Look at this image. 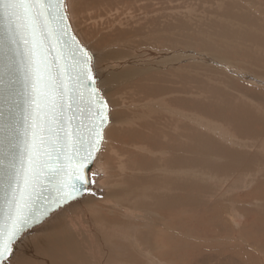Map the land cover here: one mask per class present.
<instances>
[{
	"label": "rangeland",
	"instance_id": "rangeland-1",
	"mask_svg": "<svg viewBox=\"0 0 264 264\" xmlns=\"http://www.w3.org/2000/svg\"><path fill=\"white\" fill-rule=\"evenodd\" d=\"M260 1L262 2V0H66L68 17L71 24H73L75 32L78 34L80 39L88 46L89 51H91L95 56V60L93 59L94 65L92 63L93 72L95 77L98 79L97 84L100 88H102L103 94L109 106V123L104 129V131L107 130L106 136L104 133V140L96 156H98L97 158L99 163H103L106 160V164L109 163L111 165L107 164L104 167V170L103 168L97 170L95 166H93L94 171H91V173L98 174V180L103 184V186L106 184L104 186L105 188L100 189L98 187L96 188L97 191L88 192V194H86L87 197L84 195L82 199L74 203L80 204V201L82 202L86 197V200H84V202L82 203L84 208L87 205L86 211L85 209L83 211L84 214H87L86 218H83L81 216L79 219V215H76L81 212L83 208H79L81 209L80 211L78 210V208L75 209V205H73L74 208L71 207V205L69 209L65 210H70L71 212H73H67L69 216H73V214L74 216H77L76 219H79L78 221L81 222L80 228L76 231H72L69 228L71 227V222L66 221V219L68 220L69 216L67 215L66 217L68 218H66L64 214H62V223L68 222V224L66 223V228L65 226H63L65 224H59L60 226H54V228L52 229L53 231H55V234L59 233L63 235H69L71 241L75 245L74 249L77 252L76 257L71 256V254L67 252L66 255L56 254V264H112L110 260L116 261L115 264H128V262L126 261V257L128 255H124V251L118 245V243L122 242V244H126L125 248L130 250L127 252H130L134 255V257L132 256L131 259L133 258L135 259V261H142L143 264H225L227 260L226 258H228L229 260L230 256L231 258H234L237 263L241 261V264H264V202L262 203L264 197H258V199L257 196L260 195H251V193H254L253 187H255L258 183L257 179H259V181L260 177L262 180L264 179V175H262L264 173V170L262 168V173H259L258 171V173H254V176L252 175V172L256 171L255 168L258 167L256 166L257 162L255 163L256 165H254V163L252 164L253 166H256L255 168L252 167L253 170L243 169L241 171H234L235 174L236 172L240 173H238L239 175H235L234 173H232L231 175L233 177L227 174L225 175V178H221L222 175L219 173V171L218 174L214 177H211L210 179L209 177H207V180L204 179L203 176H201L200 178L203 182H200L201 179H194L193 182H191L190 187L188 188V190H198L199 187L208 186V182H212V184H214L213 186L215 187L220 186L219 184L221 183L228 184L227 188H225L224 190L221 189L215 195H209V197H206L207 195L204 194V196L206 195L205 198L202 196V202L205 203L204 205L208 208L219 202H222L224 205L228 206L225 216L227 218V221L229 218L231 219L228 222L230 226L229 231L225 229V235L227 236L226 240L224 237L225 231H223L222 233L218 232L215 229L213 230L212 228L210 229V232L203 233L202 231L198 230L197 227L196 229H194V227L189 225L191 224V222H183L182 219L186 217V214H190L192 213V211H184L183 209V211H180L182 214H179L177 211H174L172 206L169 207L167 206V204H165L166 202L163 201V198L165 197L164 194H171L172 191H168L170 189V186L168 187L169 189H167V191L164 190L165 188H163V190L168 193H165L162 189V191L160 190L158 192V195L154 197V199L158 200L156 202L154 199L152 200V202L150 201V199L144 201L136 200L137 202H133L136 194L141 190H144L145 184L147 183H142L141 185L134 186L128 182V176L139 175L141 177H146L151 175L155 171V169L149 171L139 169V164H141L142 162L139 157L141 154L147 155L151 158H154L155 156V158L158 159L156 160L158 161V163L159 161H163L161 160L162 158H166L169 156V153L160 154L157 151L153 150L156 147L153 143L149 144L148 146L151 149L146 148L147 152L144 153L141 152L140 149L144 148L142 144L138 145L139 148H137L136 145L132 146L133 142L130 137L136 132H140L139 125L141 124V122L143 123L146 120V117L141 116L142 120H139L141 118H138V116L141 115V111L146 110V108H144V105L145 107L147 106V109L152 111L150 117L155 116L151 126L162 125L164 127L163 123H167L173 115L176 119L179 120V122L181 121V124L179 125L180 129H182L184 126L185 128H187L186 125H188L195 131L203 133L205 135L218 137L219 139L224 138V142L227 143L226 146H230L231 149H229V154H227L223 158H219V163L221 165L230 163L231 166L227 169V171L241 169V164H243V161L239 160V158L233 155L235 152L244 150L242 148L252 150L256 146L262 145L260 143H257L253 138L245 136H242L240 138L239 136H237L238 131L237 129L235 130L234 127H232L233 130L237 132L236 135L235 133L233 134L231 123L229 125L226 124V122H224L223 120L220 121V119L207 116L199 109L197 110L193 107L191 108L190 106H188L190 108H186L187 105H178L173 108L174 105H170L169 102L172 98L171 95L152 94L140 100V98L135 97L133 91L129 90L131 92L130 93L127 92L128 90H125L124 87L127 86V80H125L127 79L126 76L119 79V81L117 82L118 87H112L114 83H112V85H108L107 81L105 80L108 78L109 74L111 75L112 73H124L125 71L132 69L137 74H139L135 76L134 81L131 83L132 85L137 80L145 78L147 71H150L152 70L151 68H154L155 70H157V72L164 71L168 72L166 74L170 73L171 75H176L179 77L177 85L179 86L180 90L173 95L174 97L188 96L198 98L199 100L201 99L203 101H208V103L206 102L204 106H208L210 100V102H213L217 99V94H214V92H208L209 88L215 85L221 87L223 90H225V92L227 91L231 99H237H232L234 101H239L243 99L244 96L247 97L245 93L241 91V87H239L236 83L227 82L228 79H232L239 83H243V81H246L252 84L253 87H260L261 89H264V77H257L252 74H248L249 72L247 74L244 73L247 72V70H245V66L250 62V60L244 56L245 54H242L244 53L243 51L251 50V52H255L259 48V42L255 39L258 35H255V37H251V35L247 36L245 31L251 30L253 28L258 32L264 31V4L262 6L260 4ZM147 13H150L151 15H148ZM212 21H215L213 23L214 25L212 24ZM180 22H183V24ZM210 24H212L211 27L209 26ZM221 25H225L226 27L223 26L225 28H221ZM227 26L229 27L227 28ZM162 27L163 30H165L167 33L162 32ZM239 34L241 35L240 37ZM102 35H109L113 38H111L110 41H106L105 44L100 45L98 46V48H96V43L101 39ZM168 36H174L175 38H178L179 41L170 44L165 40H159L165 37L167 38ZM190 36L194 37L193 39L195 40H191ZM248 37L250 39L252 38L251 40L253 42L255 41V43L251 42ZM197 39L199 43L201 41L199 39L210 41V46L212 47L209 46L206 48L207 44L205 43V41H202L199 45L197 43ZM214 41L215 44L213 43ZM194 42L197 44H195ZM204 43L206 46H203ZM263 44L261 46H263ZM206 50H208L209 52ZM254 57L253 60L256 64ZM203 78L204 80H202ZM196 79H199L198 82ZM173 82L175 83L174 80ZM203 83L204 86H208V88H205L203 86ZM153 84L157 83L153 82ZM127 88L130 89V87ZM113 90H119L116 96V98H118L116 99L117 103H113L109 95L110 93H113ZM208 98L209 100H206ZM251 100L252 104L249 105H253V103H256V99ZM259 103L263 104L264 98L263 102ZM170 106H172V110L170 109ZM259 106V112H264V105ZM167 107L168 110H166ZM254 108H257L256 104L253 105L251 109L257 111V109ZM117 110H121L123 114L120 115L118 113L121 118L118 119L119 123L116 124L117 127L113 129V113ZM169 111L172 115L169 113ZM132 119L138 121L135 122L132 121ZM121 120L122 123L124 122L125 124H122ZM120 123L122 126L120 125ZM240 129L238 130L241 133ZM234 136H237L238 138H235ZM109 141L111 143H109ZM229 141L235 146L231 145ZM104 149L105 151L108 150V152L106 153ZM112 152H116V154H113ZM203 152L212 156V152ZM128 153L133 154L129 156ZM100 154H102V157ZM103 154H107V159L103 157L105 156ZM248 154L251 155L250 153ZM234 158L238 159L240 168L233 161ZM263 165L264 163L259 166L262 167ZM175 168L178 169V166H176ZM179 169H181V167H179ZM247 170L250 172H247ZM202 171L203 170L196 169V172ZM256 174H259V176L261 174V176L259 177ZM256 176H258V178ZM223 179L224 181L227 179L228 180L225 182H221L223 181ZM116 180H118V185L117 183H115ZM234 182H236L237 184H234ZM201 183H203L204 185ZM215 183H217V185H215ZM233 185L235 187H233ZM176 188L177 187H172V189L177 191L178 193V196L176 198H180L181 194H184L183 192H185V194L188 192V190H186L187 188H182L179 193ZM115 189H117V191ZM131 192H134V194H132ZM248 193L249 197L254 200H251L248 197ZM112 194H116L118 199L120 198L122 200H114ZM122 195H124L125 197L121 198ZM161 195H163L164 197H160ZM172 195L173 194L169 195V197H171ZM252 196H255L256 199ZM234 197L237 198V200L241 199V203H234ZM186 199L190 198L184 197L181 200ZM198 200H200V198ZM208 202L211 203V206H208ZM165 206L169 208L166 210L171 212L169 215L172 214L171 217H168V221L174 219L176 221H174L176 226L174 228L169 227V230L165 231L162 229V232L164 233V236H162V233L158 232L162 228V222L165 221L164 216H161L163 215V207L165 208ZM118 208L122 210H119ZM108 210L111 211V213L121 212V216H124L122 218L112 217L110 216V212ZM245 210L248 212H246ZM194 211L201 212L200 209H197L196 207H194ZM255 211L260 213L258 214ZM64 212L62 211L61 213ZM106 212L109 213L105 214ZM124 212L125 214H123ZM98 213L100 215H98ZM102 213L105 214L104 217H101ZM129 213L133 216H130ZM84 214L83 216H85ZM245 215H248V217H246ZM93 216H95V218ZM99 217L102 218V222L99 220ZM129 217L132 222L130 221ZM175 217L177 218L175 219ZM232 217L236 219H233ZM53 218L55 217L53 216ZM123 218H125L126 220ZM52 219H50L49 221H51ZM105 219L110 222L109 225L107 221L106 223L103 222V220ZM114 219H116L117 221ZM112 221H115V224H111ZM166 221L164 222V228L169 224V222ZM117 222H121L120 225L119 223L117 225ZM128 222L130 223L126 224ZM123 223H125V225ZM245 224L247 227H245ZM110 225L115 226L116 228L114 227L113 229V227H111ZM122 225L123 227L121 228L120 226ZM110 227L113 233L112 231H110ZM241 227L243 228L241 229ZM49 228L47 229L48 234H50L51 232V228ZM93 228L94 230H96V232H99H95L97 235L101 234L102 238L100 236V239H103L102 243L99 241L96 234L90 231ZM42 229L40 228L38 230ZM53 231L51 232V234H54ZM175 231H178L179 233H177L179 235L176 234ZM105 233L107 235H105ZM111 233L115 235V237L112 236ZM117 233H119L120 236ZM169 233L172 236L170 235L165 237L166 235H169ZM88 234L91 235V238L90 236L88 237ZM31 237L33 238V236ZM86 237H88V239H86ZM103 237L107 238V240H104ZM108 237H110L111 240H108ZM171 237L174 238L173 240H175L176 238V241L178 242H173ZM238 238L240 239L239 241ZM30 239H24L20 244L16 246L13 256V264L53 263L50 262L52 258L50 256H47V254L49 252L48 248L52 247L51 249H53L54 245L52 243H49L50 241L46 239L45 242L39 243L36 246L34 242L30 241ZM114 239H116L118 243H116ZM84 240H86V244H83ZM158 240H161L160 242H163L164 246H162L158 242ZM110 241L113 242L110 243ZM237 242L239 243L237 244ZM46 243L48 245H46ZM78 243H80V248L77 246ZM177 244L179 245L178 247ZM161 247H167V251L164 252L163 248L160 249ZM214 249H216L217 252ZM219 251L221 253L226 252V256L221 254ZM106 253L108 255L110 254L112 257L110 258L108 257V255L105 256ZM169 253L172 255H170ZM208 254L211 255L213 259H207ZM94 255L100 257L103 256L102 259L104 261L102 260V262H100L98 260L99 257H92ZM217 260L223 261L219 262ZM232 261L235 262L234 260Z\"/></svg>",
	"mask_w": 264,
	"mask_h": 264
},
{
	"label": "snow or ice",
	"instance_id": "snow-or-ice-1",
	"mask_svg": "<svg viewBox=\"0 0 264 264\" xmlns=\"http://www.w3.org/2000/svg\"><path fill=\"white\" fill-rule=\"evenodd\" d=\"M70 29L66 0H0V192L9 208L0 219V264H13L15 242L37 222L32 200L42 178L57 179L60 157L71 164L84 147L78 112L91 121L88 146L71 182L60 184L63 202L94 182L87 163L104 140L107 103L92 55ZM85 92L86 109L76 99Z\"/></svg>",
	"mask_w": 264,
	"mask_h": 264
},
{
	"label": "bare ground",
	"instance_id": "bare-ground-1",
	"mask_svg": "<svg viewBox=\"0 0 264 264\" xmlns=\"http://www.w3.org/2000/svg\"><path fill=\"white\" fill-rule=\"evenodd\" d=\"M72 2V1H71ZM260 4L263 6L264 4V0H262V2L260 1ZM159 8V7H158ZM149 12V11H148ZM151 12V11H150ZM156 12V11H155ZM146 13V12H145ZM154 13V12H153ZM148 14V13H147ZM150 14V13H149ZM148 14V15H149ZM151 15V14H150ZM209 22V21H207ZM215 22V21H214ZM212 21V24L214 23ZM183 24V22H180ZM211 23V22H210ZM212 24H210L209 26L211 27ZM214 25V24H213ZM216 25V24H215ZM228 25V24H227ZM222 26V25H221ZM220 26V27H221ZM225 26V25H223ZM221 27V28H225V27ZM180 27V26H179ZM229 26H227L228 28ZM232 27V26H231ZM230 27V29H231ZM229 29V30H230ZM233 29V28H232ZM83 30V29H82ZM226 30V29H225ZM235 30V29H234ZM237 31V30H236ZM85 32V31H84ZM162 32L163 33H167L165 30H163V27H162ZM238 32V31H237ZM240 32V31H239ZM150 33V31H149ZM227 33V31H226ZM246 35H251L255 37V35H258L255 39L256 41L258 40L259 42V48L257 51L255 52H251V50H246V51H243L244 53L242 54H245L244 56L247 57L250 62L245 66V70H247V72H244V73H248V74H252L254 76H261V77H264V52H263V49H264V44H263V41H264V31H257L255 30L254 28L251 29V30H247L245 31ZM86 34V33H85ZM190 34V33H189ZM191 35V34H190ZM85 36V35H84ZM241 35L239 34V37ZM243 36V35H242ZM191 37V36H190ZM250 37V36H249ZM248 37V39H250ZM111 36L109 35H102L101 36V39L97 41L96 43V48H98V46L100 45H103L105 44L106 41H110L111 40ZM189 38V37H188ZM194 37H191L190 39L191 40H195L193 39ZM243 38V37H242ZM246 39V38H245ZM252 39V38H251ZM250 39V40H251ZM159 40H165L167 41L168 43L170 44H173L177 41H179L178 38H175L174 36H168L167 38H162V39H159ZM201 40L200 43L203 41H205V43L207 44V46L205 45V43L203 44V46H206L209 47L211 42L210 41H206V40H202V39H199ZM193 42V41H192ZM251 42H253L251 40ZM257 42V43H258ZM195 43V42H194ZM197 43L200 45V43L198 42V39H197ZM195 43V44H197ZM215 44V41L213 42ZM255 43V41L253 42ZM263 44V46H261ZM212 47V46H210ZM174 48V47H173ZM261 48V49H260ZM204 49V48H203ZM151 50V49H149ZM153 50V48H152ZM205 50V49H204ZM209 50V49H208ZM206 50V51H208ZM209 52V51H208ZM263 52V53H262ZM263 55H262V54ZM243 56V55H242ZM255 56V57H254ZM253 57L255 58V61H256V64L253 60ZM243 60V59H241ZM253 60V61H252ZM242 62V61H241ZM152 70L150 71H147V74H146V77L145 78H142L140 80H137L136 82H134L132 85L131 83L134 81L135 79V76L139 75L137 74L135 71H133L132 69H129L127 71H125L124 73H112L111 75L109 74L108 75V78L105 79L108 83V85H112V87H118L117 86V82L119 81L120 78L122 77H127V86H125V90H128L127 92H130L129 90L133 91L134 94H135V97L137 98H140V100L144 99L146 96H149V95H171L172 98L170 99V105H174L173 108H175L176 106L178 105H187L186 108H194V109H199L200 111H202L205 115L207 116H210V117H214L216 119H220L223 120L224 122H226V124H229L231 123V128L234 127V129L240 133V131L238 129L241 130V133L239 135V133L237 132V136H239L240 138L242 136H245V137H249V138H253L257 143H260L262 146H256L254 149H247V148H242L244 150H240V152H235L233 155L237 158H239V160H242L243 161V164H241V169H234V170H231V171H227V169L231 166L230 163H225L224 165H221L219 163V158H223L225 157L227 154L230 153L229 149H231L230 146H226L227 143L224 142V138H221L219 139L218 137H212V136H208V135H205L203 133H200V132H197L195 131L193 128H191L190 126L186 125L187 128H185V126L180 129L179 125L181 124L179 122L178 119H176L169 111V113L172 115V119L170 118L169 121L167 123H163L164 124V127L162 125H158V126H155V125H152V121L154 120L155 116H151V110L147 109V106L145 107L144 105V108H146V110H142L141 111V115L138 116V118H141L142 117H146V120L141 124L139 125L140 127V132H136L134 135H132L130 137V139L132 140V146L133 145H136L137 148H139L138 145L142 144L144 146V148H140L141 149V152H147L146 148H149L151 149L149 146V144H155V148L153 150L157 151L158 153L162 154V153H169V156L166 157V158H162L161 160H163L162 162L159 161H156L158 159L154 158L152 159L151 157L147 156V155H140V159L142 160L141 164H139V169H142V170H146V171H149V170H152V169H155V171L149 175V176H144V177H141L139 175H132V176H128L129 180L128 182L134 186H137V185H141L142 183H147L145 184V189L144 190H139L140 192L136 194V196L134 197L133 199V202H135L136 200H141V201H144V200H148L150 199V201L152 202V200L154 199V197H156L158 195V192L163 188H165L164 190L167 191V189H169L168 187L170 186V189L168 190L169 192H171V194H173L171 197H169V194L168 192H164L165 193H168L167 194H164L165 197L163 195H161L160 197H164L163 198V201H165L164 203L167 204V206L171 207L174 209V211H177L179 214L181 213L180 211H186V210H191L192 213H188L186 214V217L185 218H181L183 222L185 223H188V222H191V225L192 227H194V229H197L202 231L203 233H208L210 232V229L213 228V230H217L218 232H222L225 231L224 233V237H225V240H226V230L229 231V220L231 218L228 219L227 221V218L225 216V213H226V210L228 208L227 205H224L222 202H219L215 205H213L212 207L208 208L206 207L202 202V196L205 198L206 197H209V195H215L216 193H218L221 189L224 190L225 188H227V183H221L219 184L220 186L218 187H215L213 186L214 184H212V182H208L207 184H209L208 186H204V187H199L198 190H192V189H189L188 188L190 187V184L191 182H193L194 179H201L200 177L203 176L204 179L207 180V177H209V179L211 177H214L215 175L218 174V171L219 173L222 175L221 178H225V175L229 174L230 176H232L231 174L234 173V171H241L243 169H252V167H256V171H253L252 175L254 176L255 174L254 173H262L263 170H264V165L262 167H260L259 165H262V163H264V112H259L260 111V107L259 105H264L263 104H260L259 102H263V95H264V89H261L260 87H253L252 84L248 83V82H244L243 80V83H239V82H236L232 79H228L227 82H230V83H236L239 87H241V91L243 93H245V95L247 97H243V99L239 100V101H234L232 99H235V98H230L228 92L225 90H223L221 87H218V86H213V87H210L209 88V91L208 92H214V94H217L218 97L215 101L213 102H210L209 101V105L208 106H204L206 104V102L208 103V101H203V100H199L198 98H194V97H174L173 95L176 94L180 88L179 86L177 85L178 84V76L176 75H171L170 73L169 74H166L168 72H164V71H158L155 70L154 68H151ZM175 81V83L173 82V80ZM197 80V79H196ZM199 80V79H198ZM197 80V82H198ZM201 80V79H200ZM204 80V78L202 79ZM105 82V81H104ZM153 82H156L157 84H153ZM204 82V81H203ZM206 82V80H205ZM106 83V82H105ZM106 83V84H107ZM122 83V82H121ZM200 84V83H199ZM206 84V83H205ZM177 85V86H176ZM202 85V83H201ZM203 86H204V83H203ZM111 87V88H112ZM127 87H130L127 88ZM205 87V86H204ZM205 88H208L205 87ZM109 89V88H108ZM115 89V88H113ZM119 90H113V93H110V98L111 100L113 101V103H115L118 99L116 98L117 94H118ZM131 93V92H130ZM210 94V93H209ZM153 95V96H154ZM214 96V95H213ZM262 96V97H261ZM209 97V96H208ZM215 97V96H214ZM256 99V106L257 108H254V109H257V111H254L252 108L253 105H255L253 103V105H249V104H252V100L251 99ZM205 99V98H204ZM213 99V98H212ZM110 100V101H111ZM206 100H209L206 99ZM237 100V99H235ZM117 103V102H116ZM239 104V105H238ZM169 106V105H168ZM190 106V107H188ZM240 106V107H239ZM119 107V106H118ZM123 107V106H122ZM142 107V106H141ZM171 110H172V106H170ZM263 107V106H262ZM134 108V107H133ZM149 108V107H148ZM264 108V107H263ZM168 110V107L167 109ZM263 110V109H261ZM133 111V110H132ZM264 111V110H263ZM147 112V113H146ZM118 113L121 115L123 114L121 112V110H117L113 113V118H112V124L114 125L113 126V129H115V127H117L116 124H118V119L121 118V116L118 115ZM154 115V114H153ZM169 116V115H168ZM167 116V118H168ZM177 117V116H176ZM125 118V117H124ZM136 118V119H138ZM229 118V119H227ZM123 119V117H122ZM139 120H142L139 119ZM231 120V121H230ZM239 120V121H238ZM125 121V120H124ZM132 121H138V120H133ZM233 121V122H232ZM121 123H122V120H121ZM120 123V125H121ZM124 123V122H123ZM122 123V124H123ZM125 124V123H124ZM143 124V125H142ZM119 125V126H120ZM118 126V127H119ZM122 126V125H121ZM110 127V126H109ZM229 127V126H228ZM112 128V127H111ZM111 130V129H110ZM231 130V129H230ZM233 130V128H232ZM235 130H233V134L235 133L236 135V132ZM106 131H104L105 133V136H106ZM137 131V130H136ZM112 132V131H111ZM110 132V133H111ZM115 132V130H114ZM131 133V132H130ZM129 133V134H130ZM139 133V134H138ZM126 134V133H125ZM242 134V135H241ZM237 136H234L235 138ZM124 137V136H123ZM224 137V136H223ZM232 138V136H231ZM238 138V137H237ZM227 139V138H226ZM229 139V137H228ZM107 140V138H106ZM109 140V139H108ZM116 140V139H115ZM118 140V139H117ZM120 140V139H119ZM108 142V141H107ZM109 143H111L109 141ZM229 143L231 144V142L229 141ZM225 144V145H224ZM229 144V145H230ZM233 145V144H231ZM238 145V144H237ZM235 146V145H233ZM241 146V145H240ZM238 147V146H237ZM239 148V147H238ZM139 149V150H140ZM198 149V150H197ZM241 149V147H240ZM248 150V151H247ZM250 150V151H249ZM105 151V149H104ZM198 151H201V152H198ZM203 151H209V152H212V156L210 154H207V153H204ZM106 153L108 152L105 151ZM156 152V154H157ZM198 152V153H196ZM113 154H116V152H112ZM151 153V152H149ZM148 153V154H149ZM155 153V152H154ZM248 153H250L251 155H249ZM129 156H131L133 153H128ZM135 154V153H134ZM101 157H102V154H100ZM105 155V154H103ZM115 156V155H114ZM98 156H96V160H95V163H94V166L95 168L98 170L100 168H103L104 170V167L109 164L107 163L106 164V160L105 162L103 163H99L98 162ZM103 157H107V154ZM109 157V156H108ZM107 159V158H106ZM104 161V160H103ZM233 161L238 165V167L240 168V165L238 164V159L234 158ZM102 162V161H101ZM108 162V161H107ZM257 162V163H256ZM254 163V165L256 166H253L252 164ZM256 163V164H255ZM111 165V164H109ZM176 166H178V169L175 168ZM110 167V166H109ZM179 167H181V169H179ZM260 167V168H259ZM112 168V167H111ZM261 168L263 170H261ZM95 169V170H96ZM196 169H199V170H203L202 172H196ZM94 170V169H93ZM111 170V169H110ZM253 170V169H252ZM261 171V172H260ZM247 172H250L247 170ZM240 173V172H238ZM236 172V174H238ZM235 174V173H234ZM235 174V175H236ZM239 175V174H238ZM259 176V174H256ZM264 175V173L262 174ZM258 176H256L258 178ZM261 176V174H260ZM259 176V177H260ZM90 177L92 178V180L94 181L93 183L90 184V188H89V192L90 191H97L96 188H105L104 185L99 182L98 180V174H92L90 175ZM233 177V176H232ZM255 178V177H254ZM253 178V179H254ZM256 178V179H257ZM264 178V176H263ZM107 179V178H106ZM228 180V179H227ZM225 180V181H227ZM258 180V183L256 184L255 187H253V192L254 193H251V195H260V196H257L258 197H261L263 198L264 197V179L262 180L261 177H260V181L259 179ZM224 179L223 181L221 182H225ZM234 181V180H233ZM118 180L115 181V183H117ZM200 182H203L202 179ZM218 182V181H217ZM257 182V181H256ZM260 182V184H259ZM236 182H234L235 184ZM203 184V183H201ZM206 184V185H207ZM237 184V183H236ZM259 184V186H258ZM118 185V183H117ZM199 185V183H198ZM204 185V184H203ZM202 185V186H203ZM215 185H217V183H215ZM112 187V186H111ZM172 187H177L176 189L179 191L180 193V190L182 188H187L186 190H188V192L185 194V192H183L184 194H181V197L180 198H176L178 196V193L177 191L173 190ZM233 187H235L233 185ZM117 191V189H115ZM119 190V189H118ZM161 190V191H162ZM115 191V192H116ZM138 191V190H136ZM175 191V192H174ZM184 191V190H183ZM122 192V190H121ZM163 192V193H164ZM256 192V193H255ZM132 194H134V192H131ZM161 193V194H163ZM114 194V193H113ZM113 199L116 200L118 199L117 195H113ZM121 194V193H120ZM204 194H206L204 196ZM119 195V193H118ZM247 195V194H246ZM86 196V195H85ZM255 196L253 198H255ZM87 197V196H86ZM86 197L84 200H86ZM120 197V196H119ZM125 196L122 195L121 198H124ZM175 197V198H174ZM184 197H188L190 199H186V200H181L183 199ZM245 197V196H244ZM248 197H249V193H248ZM247 197V198H248ZM200 198V200H198ZM243 198V197H242ZM246 198V197H245ZM250 198V197H249ZM248 198V199H249ZM95 199V198H94ZM120 199V198H119ZM118 199V200H119ZM209 199V198H208ZM247 199V200H248ZM251 199V198H250ZM256 199V198H255ZM259 199V198H258ZM264 199V198H263ZM84 200L81 202L80 201V204H74L76 202H78L79 200H76L74 201L73 203L67 205L63 210H60L58 213H56V215H54L55 218H53L51 221H49L47 224H45L43 227H41L42 230H37L34 234H28L25 239L28 240V238L30 239L31 236H33V238L31 237L30 241L34 242L36 244V246L39 244V243H43L46 241V239H48L50 242L49 243H52L54 245L53 249H51L52 247L48 248L49 249V252L47 254V256H50L51 260L50 262H53L56 264V254H62V255H66V252L67 253H70L71 256L73 257H76L77 256V252L76 250L74 249V243L71 241V238L69 235H63V234H55L52 229L54 228V226H60L59 224H65L63 226H65L66 228V225L68 224V222L66 223H62V218L64 214V216L66 217L68 215L67 212H69L70 210H67L65 211L66 209H69L70 206L73 207V205H75V209L78 208V210L82 211L79 212L78 214L76 215H79V219L80 217L82 216L83 218H86L87 217V214H84L83 211L85 209L86 211V206L84 208V206L82 205V203L84 202ZM93 200V199H92ZM99 200V199H98ZM122 200V199H120ZM125 200V199H124ZM123 200V201H124ZM155 202L158 201L156 199H154ZM251 200H254V199H251ZM262 200V199H261ZM229 201V200H228ZM227 201V202H228ZM260 201V200H259ZM93 202V201H92ZM117 202V201H116ZM137 202V201H136ZM154 202V201H153ZM233 202L235 203H238L240 204L241 203V199H238L237 198H233ZM264 202V200H262V203ZM164 204V205H165ZM208 206H211V203H207ZM206 204V205H207ZM210 204V205H209ZM264 204V203H263ZM123 206V204H122ZM167 206H165V208L163 207V215L161 216H164V219L165 221L167 220L168 221V217H171V215H169L171 212L166 210V209H169ZM73 207V208H74ZM95 207V206H94ZM194 207H196L197 209H200L201 212H197V211H194ZM261 207V206H260ZM81 208V209H79ZM116 208V207H115ZM133 208H136V207H133ZM247 208V207H246ZM258 208V207H257ZM119 209V208H118ZM240 209V208H239ZM88 210V209H87ZM95 210V209H94ZM119 210H122V209H119ZM243 210V209H242ZM253 210V209H252ZM256 210V208H255ZM64 212V213H61V212ZM75 211V210H74ZM77 211V210H76ZM107 211V210H106ZM109 211V210H108ZM246 211V210H245ZM110 212V213H109ZM109 212H106L105 214L109 213L110 216L112 217H123L121 216V212H113L111 213V211ZM248 212V211H246ZM257 212V211H255ZM70 213H73L70 211ZM82 213V215H81ZM86 213V212H85ZM96 213V212H95ZM121 213V214H120ZM177 213V214H178ZM245 213V212H244ZM253 213V212H252ZM258 213V212H257ZM260 213V212H259ZM258 213V214H259ZM83 214L85 216H83ZM104 213H102L101 217H104L105 216ZM125 214V212L123 213ZM130 214V213H129ZM161 214V213H160ZM182 214V213H181ZM247 214V213H246ZM255 214V213H254ZM257 214V215H258ZM62 215V216H61ZM75 215V216H76ZM90 215V214H89ZM98 215H100L98 213ZM174 215V214H173ZM176 215V214H175ZM228 215V213H227ZM256 215V214H255ZM69 216V215H68ZM74 216V214H73ZM73 216H69L66 217L68 218V220L66 219V221H70L71 222V227H69L72 231H76L80 228L81 226V222L78 221L79 219H76L77 216L73 217ZM130 216H133L130 214ZM246 217H248V215H245ZM95 218V216H93ZM179 217V216H178ZM234 217V215H233ZM232 217V218H233ZM254 217V216H253ZM258 217V216H257ZM264 217V215H263ZM91 218V216H90ZM100 218V217H99ZM133 218V217H132ZM163 218V217H162ZM177 217H175L176 219ZM97 219V218H96ZM102 218H100L99 220L102 222L101 220ZM109 219V218H108ZM118 219V218H117ZM125 219V218H123ZM130 219V217H129ZM170 219V218H169ZM233 219H236V218H233ZM239 219V218H238ZM264 219V218H263ZM77 220V221H76ZM94 220V219H93ZM116 220V219H114ZM119 220V219H118ZM126 220V219H125ZM253 220V219H252ZM82 221V220H81ZM106 219L103 220V222L106 223ZM110 221V220H109ZM117 221V220H116ZM129 221V220H128ZM131 221V219H130ZM164 221V222H165ZM166 221V222H167ZM175 220L174 219H171V221L169 220V224L164 228V222H162V228L160 229V231L158 233H162V236H164V233L162 232V229L165 231V230H169V227H172L174 228L176 225H175ZM226 221V222H225ZM254 221V220H253ZM264 221V220H263ZM100 222V223H101ZM108 222V221H107ZM132 222V221H131ZM179 222V221H178ZM258 222H261V221H258ZM119 222H117V225H118ZM121 223V222H120ZM119 223V225H120ZM130 222L126 223V224H129ZM250 223V222H249ZM264 223V222H263ZM110 224V222H108V225ZM111 224H115V221H112ZM125 225V223H123ZM181 224V223H180ZM248 224V223H247ZM154 225V224H153ZM178 225V224H177ZM257 225V224H256ZM96 226V225H95ZM106 226V224H105ZM111 226V225H110ZM250 226V225H249ZM51 228V232L53 231L54 234H48V228ZM92 227V226H91ZM114 227L115 226H111ZM111 227L109 228L110 231L111 230ZM118 227V226H117ZM121 228L123 227L120 226ZM156 227V226H155ZM159 227V226H158ZM179 227V226H178ZM191 227V228H192ZM245 227L246 224H245ZM49 228V229H50ZM58 228V227H57ZM68 228V229H69ZM116 228V227H115ZM126 228V227H125ZM177 228V227H176ZM228 228V229H227ZM238 228V227H237ZM236 228V229H237ZM243 227H241L242 229ZM60 229V228H59ZM129 229V228H128ZM193 229V228H192ZM226 229V230H225ZM232 229V228H231ZM230 229V230H231ZM240 229V230H241ZM262 229H263V226H262ZM127 230V229H126ZM140 230V229H139ZM149 230V229H148ZM177 230V229H176ZM212 230V231H213ZM222 230V231H221ZM244 230V229H243ZM250 230V229H249ZM69 231V230H68ZM91 232L95 233L96 230H94V228L92 230H90ZM115 231V230H114ZM215 231V232H217ZM242 231V230H241ZM263 231V230H262ZM168 232H171V231H168ZM173 232V231H172ZM176 234H178L179 232L178 231H175ZM178 232V233H177ZM183 232V231H182ZM214 232V233H215ZM234 232V231H233ZM68 233V232H67ZM96 233H99V232H96ZM95 233V234H96ZM107 233V232H106ZM105 233V235H107ZM113 233V231H112ZM111 233V234H112ZM174 233V232H173ZM213 233V235H214ZM37 234V235H36ZM69 234V233H68ZM76 234V233H75ZM109 234V235H111ZM115 234V233H114ZM119 235V233H117ZM210 234V233H209ZM239 234V233H238ZM241 234V233H240ZM35 235V236H34ZM171 234L169 233V235H166L165 237L167 236H170ZM179 235V234H178ZM219 235V234H218ZM90 236L91 238V235L88 234V237ZM96 236L98 237L99 241L102 243L103 242V239H100V236L101 234H96ZM104 236V235H103ZM112 236L115 237V235L112 234ZM120 236V235H119ZM172 236V235H171ZM174 236V235H173ZM181 236V235H180ZM208 236V234H207ZM237 236V235H236ZM88 237H86V239H88ZM106 237V236H105ZM176 237V235H175ZM102 238V236H101ZM104 238V237H103ZM112 238V237H111ZM172 238V237H171ZM181 238V237H179ZM53 239V241H52ZM107 240V238H104V240ZM143 239V238H142ZM169 239V237H168ZM174 238H172L173 240ZM217 239V238H216ZM237 239V238H236ZM108 240H111L110 237H108ZM116 243H118L116 241V239H114ZM166 240V239H165ZM179 240V239H178ZM212 240V239H211ZM221 240V239H220ZM228 240V239H227ZM240 239L238 238V241ZM142 241V240H141ZM161 241V240H160ZM159 240L158 242L164 246L163 242L161 243ZM163 241V239H162ZM176 241V238L175 240H173V242ZM235 241V240H234ZM54 242V243H53ZM106 242V241H105ZM109 242V241H108ZM113 242V241H110V243ZM107 243V242H106ZM109 243V244H110ZM123 243V242H122ZM122 243H118V245L121 247V249L124 251V255H128L126 257V261L128 262V264H143L142 261H135V259H131V257L134 255L131 254L130 252L128 253L127 251H130L129 249H126V244H122ZM228 243V242H227ZM230 243V242H229ZM239 242H237L238 244ZM83 244H86V240L83 241ZM108 244V243H107ZM235 244V243H234ZM236 244V245H237ZM257 244V243H256ZM46 245H48L46 243ZM160 245V246H161ZM29 246V245H28ZM44 246V245H43ZM77 246L80 248V243L77 244ZM159 246V247H160ZM179 245L177 244V247ZM238 246V245H237ZM240 246V245H239ZM40 247V246H39ZM47 247V246H46ZM168 247V246H167ZM167 247L163 248L161 247L160 249L163 248L164 252L167 251ZM223 247V246H222ZM42 248V247H41ZM202 248V247H201ZM224 248V247H223ZM229 248V247H228ZM40 249V248H39ZM43 249V248H42ZM46 249V248H45ZM166 249V250H165ZM217 249V248H216ZM214 249V250H216ZM33 250V249H32ZM221 250V249H220ZM222 251V250H221ZM171 252V251H169ZM175 252V251H174ZM201 252V251H200ZM217 252V250H216ZM220 252V251H219ZM192 253V252H191ZM202 253V252H201ZM221 253V252H220ZM226 252H223L221 254L225 255ZM170 254V253H169ZM108 254L106 253L105 256H107ZM158 255V253H157ZM172 255V254H170ZM196 255V254H195ZM198 255V254H197ZM218 255V254H217ZM226 256V255H225ZM92 257H99L98 260L100 262H102V258L103 256H92ZM108 257H112L110 254L108 255ZM115 257V255H114ZM225 258V257H224ZM107 259V258H106ZM207 259H213V257L211 255L208 254L207 256ZM227 259V260H226ZM224 260H226V263L225 264H241V261L240 262H236L234 258H226ZM23 260V258H22ZM199 260V259H198ZM232 260H234L235 262H233ZM239 260V259H238ZM104 261V260H103ZM204 261V259H203ZM219 262L223 261V260H217ZM107 262V261H105ZM110 262L112 264H115L116 261H111ZM194 262V261H193ZM197 262V261H196ZM202 262V261H201ZM217 262V263H219ZM51 263V264H53ZM200 263V262H199ZM204 263V262H203ZM101 264H104V263H101ZM106 264V263H105ZM197 264V263H196Z\"/></svg>",
	"mask_w": 264,
	"mask_h": 264
},
{
	"label": "water",
	"instance_id": "water-1",
	"mask_svg": "<svg viewBox=\"0 0 264 264\" xmlns=\"http://www.w3.org/2000/svg\"><path fill=\"white\" fill-rule=\"evenodd\" d=\"M68 22L71 24L70 19L68 17ZM69 35H75L76 38L80 41V44L86 48V50L92 55L93 59L95 60L94 54L89 51L88 46L80 39L78 34L75 32L73 28V24H71V29L69 30ZM93 63V61H92ZM94 65V63H93ZM93 65L91 64L92 70ZM94 75V72H93ZM96 80V87L99 89V95L102 96L103 100H107L103 94L102 88H100L97 84L98 79L95 77ZM85 99L83 102H81L78 98L77 103L81 105V107L87 108V92H85ZM107 114H108V122L109 123V106L107 103ZM78 121H74L75 123L82 122L83 128L81 129V135L84 137V147L81 149L78 155H74V158L71 161V164H69L63 156L60 157V164L63 165L64 171L60 173L59 177L55 180L49 181L48 179L41 180V184L36 188L35 192L33 193V200H32V208L33 213L36 218L37 222H34L30 225V227L26 228L25 231L21 234V237L15 242L14 245V251L18 244H20L25 237L28 234H34L38 229L43 227L45 224L49 222L50 219L53 218V216L58 213L60 210H63L67 205L73 203L76 200H80L84 197V195L88 194L89 191L83 192L82 195H76L75 199H72L68 201L67 203L63 202V193L59 190L60 184L63 182H71V173L73 169L77 167V160L81 157L85 156V152L87 150V141L89 139V133H88V127L91 123V121L88 118V113L85 111L84 113H77ZM106 124V126H107ZM105 126V128H106ZM104 128V129H105ZM102 145V143H101ZM101 145L99 146L101 148ZM97 152L95 153V160H96ZM95 160L92 162L87 163V169H88V175H91V171L93 172V166L95 163ZM58 167L60 165H57ZM67 173V175H66ZM90 188V185H89ZM57 203H60L61 206L57 207ZM9 208L8 205L5 203V200L3 198V193L0 192V219H3V217L7 214Z\"/></svg>",
	"mask_w": 264,
	"mask_h": 264
}]
</instances>
